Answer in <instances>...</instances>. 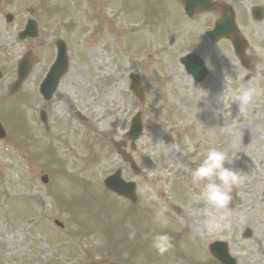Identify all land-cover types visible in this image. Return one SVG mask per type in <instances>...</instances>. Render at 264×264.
Wrapping results in <instances>:
<instances>
[{
    "label": "rangeland",
    "instance_id": "1",
    "mask_svg": "<svg viewBox=\"0 0 264 264\" xmlns=\"http://www.w3.org/2000/svg\"><path fill=\"white\" fill-rule=\"evenodd\" d=\"M163 2L167 10L172 7V0H163ZM116 4L125 5L114 8L123 9L122 17L125 22L142 20L141 16L134 9L127 7L123 1L117 0ZM151 25L153 28L156 26L153 23ZM143 28L140 27L134 31L126 29L118 47L125 52H136L142 49L145 46L143 38L147 34V29ZM97 55V62L93 58L88 62L84 60L77 62L65 79L66 81L80 80V82L72 83V87H65V89L76 95L83 92V106L85 107L83 111L96 124L94 134L82 132V135H85L82 137L83 150L81 148L80 151L79 149L71 150L74 143L67 139V126L57 120H54L57 128L54 131L56 135L51 138L58 139L61 145H66L68 140V148L60 147L54 142L51 145L54 151L43 150L49 142L46 138L40 145L42 149L36 148L37 157L32 149L22 150L13 142L0 143V264H77V259L81 260L79 264H89L103 257H108L114 262V243L126 256L117 258L119 264H133L131 259L136 260L138 264H156L159 262L158 257H165V264L175 262L186 264L187 260L195 258L198 259V264H208V256L206 252L203 253V246L209 241L216 240L227 241L231 246L232 254L240 256V264H264V254L260 253L261 250L264 251V195L257 191L253 183L254 175L250 179L247 176L242 177L241 186L238 185L227 209L212 208L202 199L204 182L193 183L192 171L189 172L186 165L181 164L175 158L159 157V153L151 152V146L161 142L163 130H151L147 124L146 131L138 142V147L144 155L145 153L151 154L150 164L144 172L145 176L168 178L166 184L154 185L150 181L145 186L146 189L161 185L163 192H166V197L156 196L151 190L141 192L142 202L136 208H145L149 213L135 212L132 208L115 210L114 205L105 201L104 196L101 197L98 192L99 184L103 187L105 176L115 170L118 162L114 154L108 153L104 146L98 151L94 160L93 152L90 150V141L94 138L96 141H101V138H97L102 134L100 132L110 129V110L114 109V124L118 121L114 129L118 130L120 137L130 117L144 106L137 105L129 92L128 76L130 70L134 68L132 63L117 58L119 53L114 47V77H112L113 44L107 43L106 46H102ZM18 56L19 54L14 55L13 59L16 60ZM1 61L2 57H0V70L3 69ZM163 64L160 65V61H157L154 66L152 64L149 70L143 73L147 85L151 81L163 83L162 86L149 85L151 96L171 98L178 102V98L186 93L187 98L192 102L188 109V118L195 119L198 116L196 99L204 96L203 88L190 87L182 80L179 69L172 70L169 64L162 68ZM110 81L114 84L110 85ZM111 87H114L112 89L114 94L111 93ZM242 88H247V85L244 84ZM23 99H27V102L29 100L27 96ZM59 101L57 106L51 108L57 119L59 115L64 114L63 110L67 109L65 98ZM12 102L13 104L2 106L0 115L12 130H15L17 125L24 127L20 135L21 140L24 143L28 140L27 147H31V137L29 138L30 133L25 124L26 121L22 120L19 113V111L23 113L24 104L16 100L9 101V103ZM155 106L157 104L151 100V108ZM164 108L174 110V102L171 101V105L165 104ZM260 108H262L261 112ZM256 109V112H253V108L243 112L233 110L230 115L240 119V123L251 125L262 116L264 117V106L258 104ZM67 120L70 118L67 117ZM157 121L165 126V131H168L169 126H174V112ZM72 124L75 128H79L77 123ZM234 128L235 125L231 123V133ZM258 128L260 129V126ZM15 141L19 142L18 138H15ZM261 141L264 146V130ZM231 145L233 146L232 139ZM89 156L99 163L89 162L87 158ZM51 158L61 160L67 166L66 176L60 181L58 180L64 176V173L53 172L58 169L59 165L53 169L55 168L53 162L51 165L48 161ZM231 159L235 160V158ZM42 171L50 176L47 185L41 182L40 172ZM68 171L77 178L86 179V183L94 193L88 188L89 193L85 194V189L80 185L73 186L76 182ZM250 173L253 174L254 170L247 169V174ZM51 180H54L53 184ZM257 187L259 188V185ZM54 197H59L63 201L56 199L50 201ZM40 201L42 203L39 204ZM165 204L170 211L173 207L182 210L181 217L172 212L179 221L176 224L184 225L182 231L185 230V235L188 234L193 244L199 247L198 252L179 239L177 249L172 252L176 254V258L172 261L166 259L171 256V253L166 252L160 255L152 247L154 235L163 233L170 236V233L176 232L173 230L174 224L171 220L169 222L166 218L167 223L164 224L158 219L159 216L150 215L157 210L167 208ZM73 208H77L71 210L74 214L75 225L79 227L76 232L84 237L87 235L85 232L91 233L84 240L75 238V236L70 237L68 234L74 226L69 212ZM54 219L67 224L69 231L55 228L52 222ZM212 220L219 225V228H210L209 222ZM38 224L42 230H48L49 234L53 235L50 237L46 234L45 236L44 231L38 230ZM154 224H156L155 228L152 227ZM80 229L85 232L79 231ZM146 230L148 236L144 234ZM246 231L252 234L248 239L243 238Z\"/></svg>",
    "mask_w": 264,
    "mask_h": 264
},
{
    "label": "flooded vegetation",
    "instance_id": "2",
    "mask_svg": "<svg viewBox=\"0 0 264 264\" xmlns=\"http://www.w3.org/2000/svg\"><path fill=\"white\" fill-rule=\"evenodd\" d=\"M121 1L141 16L140 23L144 28L147 29L150 23L157 25L156 42L160 48H165L163 52L170 57L171 60L168 62L171 63V66H180L182 61L178 56L187 50L201 48L209 52L210 58L204 53L194 52L204 62L209 61L213 64L218 70V74L213 81H209L207 86L202 89L204 96L196 99L198 108L203 102L204 106L199 109L201 117L197 119L196 125H194L195 146L191 157L193 163L197 164L202 161L210 148L223 151L227 155L229 141L225 138V132H230L232 122L230 110L227 107L230 106L233 98H235L236 103H239L236 97L242 86L247 85L248 79L259 78V73L254 68L256 59L252 53H249L242 58L235 55L237 58L234 56V60H232L229 47L231 42L225 39L216 43L208 39V41L197 42L194 33H199V29H195L193 26V22L196 20H207L213 16L214 26L221 17V5L227 0H214L219 5V10L203 14L196 12L192 20L185 16L182 8L176 10L174 15L164 12L163 0ZM179 1L181 3V0ZM28 3L30 5L27 6L26 12L22 15V8ZM104 6L114 7V0H0V25L3 26L0 36L7 41L6 48L10 50L8 53L14 54L19 48H24L25 51L31 52L33 56L39 58V62L33 65L31 73V84L36 100L39 99L38 89L57 58L60 40L65 43L69 57H71L70 51L73 55L83 54L94 60L98 57L99 47L95 46V52L91 45L97 41V35L100 31L95 15L102 14ZM7 16H10L9 23ZM30 20L33 21V33L30 41H26L25 44L17 43L18 36ZM107 25L112 26L114 32V23L110 21ZM175 28L186 29V32L193 30L194 33L190 32V34L181 36V32L178 31L173 35L168 34ZM216 59L223 69L220 65L215 64ZM232 79L233 84H231ZM67 84L65 80L62 81L61 79L59 90ZM194 85L197 84L194 83ZM220 87L223 94L222 106L219 100H216L217 95L220 94ZM250 87L258 89L259 94V89H261L259 81ZM208 101L214 103L210 105ZM188 104L191 106L192 102L185 103L187 109L189 108ZM250 109L247 107L248 111ZM220 112L223 115H220ZM255 125H259L261 129L254 130L252 127H245L243 124L240 126V134L244 149L253 153L252 160L249 162L251 164H263L264 155L260 153L261 142L258 138L262 136L264 130V117L258 119ZM227 157L229 158L228 155Z\"/></svg>",
    "mask_w": 264,
    "mask_h": 264
},
{
    "label": "clouds",
    "instance_id": "3",
    "mask_svg": "<svg viewBox=\"0 0 264 264\" xmlns=\"http://www.w3.org/2000/svg\"><path fill=\"white\" fill-rule=\"evenodd\" d=\"M259 51V50H258ZM209 67V61L205 62ZM213 66L209 67L211 70ZM258 94L256 88H241L236 100L239 101L240 111L243 112L246 106L250 105L255 95ZM220 115H223L220 112ZM235 160L228 159L223 151L215 148H210L204 155L202 161L193 169L191 176L193 183L204 182L202 199L205 204L217 210L227 209L231 200V192L234 186L242 182L240 170L228 167L226 165L234 164ZM162 223L167 221L163 219L162 213L158 217ZM210 228H219V225L214 221L209 222ZM171 237L167 234H156L152 238V247L160 255H164L172 248Z\"/></svg>",
    "mask_w": 264,
    "mask_h": 264
},
{
    "label": "water",
    "instance_id": "4",
    "mask_svg": "<svg viewBox=\"0 0 264 264\" xmlns=\"http://www.w3.org/2000/svg\"><path fill=\"white\" fill-rule=\"evenodd\" d=\"M26 71H24L23 72V74L21 75V78H20V80H22L25 76H26V74H27V72L25 73ZM0 128H1V126H0ZM1 130V129H0ZM108 185V184H107ZM109 186V185H108ZM110 187V186H109ZM214 248H219V249H223V250H226V246H225V244H219V243H217V244H214V246H213Z\"/></svg>",
    "mask_w": 264,
    "mask_h": 264
}]
</instances>
